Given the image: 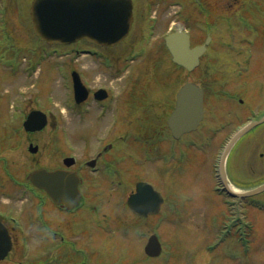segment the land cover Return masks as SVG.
Returning a JSON list of instances; mask_svg holds the SVG:
<instances>
[{
    "label": "rangeland",
    "instance_id": "obj_1",
    "mask_svg": "<svg viewBox=\"0 0 264 264\" xmlns=\"http://www.w3.org/2000/svg\"><path fill=\"white\" fill-rule=\"evenodd\" d=\"M232 1L221 0L223 20L212 31L215 39L203 58L202 66L189 73L175 67L169 55L154 51L132 67L136 81L131 91L124 96L121 79L112 80L114 75H118L116 71L105 69V47L99 48L88 43L63 47L61 54H88L82 51L93 48L96 53L92 51L90 54L104 55H82L78 59L56 61L47 59L45 62L32 59L29 60V67L37 73L29 78L21 70L17 75L0 67V208L8 209L10 213V207L13 206L19 211L18 216H15L17 222H8L10 226L17 224L15 248L0 264H74L75 261H68L71 252L67 243L73 239L76 230L74 216H45L52 229H58L65 235L67 246L66 243L61 244L59 240L62 237L58 235L54 237L55 241H48L51 244H46L47 248L44 249L46 245H43L45 242L41 243V226L33 225L39 218L37 204L26 200L24 203L13 201L7 197L1 199V194L15 190V180L26 182V176L33 170L40 167L54 168L61 164V157L68 150L86 148L84 139H89L90 147L112 141L115 145L112 155L115 158L120 154L125 156V161L119 164L124 170V187L118 189L115 186L114 189L110 181H105V193L102 194L105 197L102 198L105 200V233L99 227L103 223L102 216H93L90 240L85 235L74 234L79 245L90 246L92 264H134V261L136 264H264V210L259 212L256 207L253 209L239 202L237 205L224 206V200H234L223 194L220 196L215 190V160L222 154L233 131L240 123L264 112V0H251L250 6H246L251 7L253 19L258 21L254 23V30L250 25L244 26L243 20H240L245 13L238 12L239 7L226 11ZM171 2L173 6L169 5V12L173 14L175 25L185 23L193 34V44L203 43L209 28L207 25L203 28L206 19L199 6L190 0L189 9L186 8V11L176 16L174 12L180 8L176 4L177 0ZM199 2L213 3V0ZM225 18L233 19V22L229 23ZM15 20L16 16L12 21ZM20 26L12 29L16 31L17 38L23 39L24 26ZM75 48L80 52L72 53ZM250 58L254 60L252 63ZM205 63H210L214 75H202ZM57 64H60L59 72H56ZM73 69L81 74L83 82L91 90L108 85L117 94L118 104L113 103L114 98L111 102L113 106L119 105L122 113L120 123L111 119L115 118L114 115L105 120V101L98 103L90 98L83 108H77L70 76ZM219 77L227 81L223 89L231 92L237 89L245 94L247 89L242 83L248 80L251 89L247 95L250 98L248 103L241 106L224 97L216 99L218 103L212 97L207 99L206 120L202 129L180 143H175L176 147L173 146L179 161L186 159L180 164L173 163L170 174L166 175L163 171L159 175L156 168L157 175L152 176L155 166L148 163L141 165V161L148 155H144L143 151L137 152L142 146L139 142L133 145L136 142L134 137L151 134L146 136L151 139L148 144H143L153 149L160 163L156 151L157 148L166 150L169 147L165 140L166 135L169 136L166 121L174 109L179 87L187 81H195L218 90L215 83H224ZM208 80L210 83H207ZM258 92H262L263 96H254ZM32 109L48 113L49 123L42 131L29 134L24 130L22 122ZM84 112L86 114L82 115ZM62 132H68L66 141L60 135ZM106 134L110 136L96 141L98 135L105 138ZM248 137L247 141H239L227 160V175L231 184L242 188H251L264 182V137ZM120 140L122 142L119 145ZM153 141L157 148L156 145H150ZM186 141L194 142L195 146H182ZM30 142L39 146L34 154L28 150ZM67 143H72V146L67 147ZM79 144L82 146L76 147ZM92 154L93 150L89 157ZM139 176L151 179L167 198L161 213L144 220H138L125 206L126 198L134 189V182ZM255 198L264 200V192ZM241 211L248 216H236ZM245 222H249V228ZM152 233L160 235L164 246L162 256L155 259L144 252L146 241ZM241 233L249 239L246 251L237 243ZM215 240L223 241L217 246ZM55 246L58 250L54 252ZM237 246L238 250L235 249ZM122 256L124 260L119 262Z\"/></svg>",
    "mask_w": 264,
    "mask_h": 264
},
{
    "label": "flooded vegetation",
    "instance_id": "obj_2",
    "mask_svg": "<svg viewBox=\"0 0 264 264\" xmlns=\"http://www.w3.org/2000/svg\"><path fill=\"white\" fill-rule=\"evenodd\" d=\"M183 1V9H181L182 13L186 11V8L189 9L191 6L189 2L190 0ZM194 1L195 5L197 4L199 6L200 12L204 14L203 17L206 19L203 28L205 29L207 25L209 31H206L205 34H210L212 37H214L212 31H214V29L216 30V27L220 26L223 20L221 12V0H213V3L199 2V0ZM32 2L33 0H0V64L5 66L6 69H10L13 65L18 64V61L26 60L29 57L60 60L62 57L70 55L58 54L61 48L60 45L45 43L40 38L35 36L34 33H31L30 7ZM246 4V0H234L229 5H227L228 7L226 11H233V8L237 9V7H239V9H243ZM131 5L133 6L134 21L129 35L116 45H105V69H107V71H116L115 73L118 75H114L112 80H115L116 78L121 79L122 84L120 86L124 91L123 96L131 91L132 85L136 81V76L133 77L132 74V67L138 61L149 56L150 54H153L154 51H160L162 54H169L165 45V38L169 32L170 25L173 22V14L169 12V5L173 6V2H171V0H131ZM15 16L17 20L14 22L12 19ZM212 19L213 22L211 21ZM225 19L229 23L233 22V19ZM249 22H254V20H249ZM21 24L24 26L23 28L25 31V37L23 39L17 38L16 31L12 29V27H22L20 26ZM28 45H30V47H27ZM46 49L48 50L49 54H44ZM202 64L203 60L201 59L200 66H202ZM205 64V68L201 70L202 75H214L215 73L211 68L210 63ZM21 66H23V64H21ZM218 79L221 80V82H224L222 78L219 77ZM213 80L217 81L216 79ZM226 82L222 84L215 83L218 86V90H216L213 86L207 85L206 83L201 84L205 90V105L207 99L211 97L215 103H218V100L216 99H221V97H224L226 100L230 99L228 101L241 106H244L246 103H248L247 100H250V98H247V95L248 92H251L248 80L243 81L242 83L247 89V94H245L243 91L234 89L232 92L227 91L231 94L230 96H227L225 94L226 89H223ZM207 83H210V80H208ZM105 90L107 91V98L105 99V120L110 117V115H116L115 117L120 120L122 113L119 109V105L113 107L111 102L114 98L112 90L107 85L105 86ZM256 95L258 97L263 96L262 92H258L254 96ZM254 96L251 97L253 98ZM262 101H264L263 98ZM258 129L260 130L257 132ZM251 136L264 137V123L256 127L251 133ZM142 140L150 141L151 139L148 137H143ZM165 140L169 143V147L166 150L157 148L155 141H153L151 144V146L156 145L155 147L158 150L156 152H158V155L160 156V163L157 162V157L154 156L152 152L153 149L146 148L142 141L135 142V146L138 144L137 142H139L140 146H142L141 148H138L137 152L143 151L144 155L145 153L148 155L147 158L141 161V165L143 166L148 163L149 165L153 164L155 166L152 176L157 175L156 168L159 172V175H162L163 171L166 173V175H168L171 173L170 168L172 167L173 163L180 162L179 158L174 155L175 147H173V137H166ZM121 142L122 141L120 140L119 145ZM181 145L185 146L186 148L191 146L190 142L188 141ZM79 146L82 145L79 144L76 147ZM86 146L87 144L85 147ZM96 147L97 146L94 145V147H87L83 149L73 148L68 150V152H65L64 156L62 155L61 161L59 160L61 164H57V166L54 168L46 167L47 169L68 170L77 174L79 177L81 201L79 206L75 209H69L65 203L58 204L54 202L45 190L34 187L28 180L26 182H19L15 180L13 183V188H15V190H7V192H3L1 194V199L7 197L13 201L20 200L24 203L26 200L29 203L37 204L36 212L38 213L37 216H39L38 222L43 227L42 243L45 242L43 245L51 244L48 243V241H55V239L48 237L47 231L54 230L47 228L49 227V222H46L47 220L45 216H59L61 214L74 216L75 224L77 226L74 224L76 230L73 232V239L70 240V242H67V238L63 236L59 240L63 244L66 242L69 244L72 260L75 261L74 264H92V251L90 246L85 244L79 245L75 236L77 234L79 236L85 235L90 240L91 234L93 232V216H102L103 223L101 224L100 229L105 233V200H102V198H105L102 195L105 193V181H110V183L113 184L114 189L115 186L118 189H122L125 185V180L123 179L124 170L119 166L121 162L125 161V156L120 154V156L115 158V156L112 155L115 150V145L112 141L101 145L100 148ZM90 150H93L92 157H89V154H91ZM118 150L123 151L120 148H118ZM81 152L88 154L82 155ZM159 165L163 166L164 168L160 167ZM142 181L154 184L151 179L139 176L135 180L134 189H132V191L127 196L126 202L128 197L134 192L136 185ZM1 184L2 183H0V186ZM127 184L128 183L126 182V186ZM91 197L93 198L92 200H90ZM243 203L251 206V198L246 199ZM100 211H102V213ZM18 212L19 211H16L15 207L13 206L10 207V213L5 209L0 208L1 216H18ZM23 213L25 214L26 211ZM78 218L79 222H77ZM137 219L141 220L138 217ZM3 221L7 224L9 217ZM9 228L12 237L15 239L17 228L14 225L10 226ZM55 230L54 236H57V231L59 230ZM46 248L47 245L44 249ZM57 250L58 249L55 246L54 252Z\"/></svg>",
    "mask_w": 264,
    "mask_h": 264
},
{
    "label": "water",
    "instance_id": "obj_3",
    "mask_svg": "<svg viewBox=\"0 0 264 264\" xmlns=\"http://www.w3.org/2000/svg\"><path fill=\"white\" fill-rule=\"evenodd\" d=\"M106 2L109 6L105 5ZM121 2L124 1L121 0ZM115 9L121 13V16L118 15L120 21L122 13H125L123 24H115L114 20H117V16L115 19L111 17ZM32 15L34 29L38 35L48 41L61 43L86 38L93 43L105 45V42L109 41H105V35H110L112 31L117 30V38H122L130 26L129 9L124 4H113L110 0H36L32 7ZM208 42L209 39L206 43ZM167 46L173 55V60L188 70H192L199 64L200 56L206 51L205 44L192 48L189 35L183 31H176L169 35ZM75 83L77 89L82 92L84 88L77 75H75ZM203 114V90L194 83H186L177 95L176 108L168 121L175 137L195 130ZM257 123L259 121L249 124L237 134L228 146L226 154L238 138ZM25 124L27 130L40 129L45 124V116L39 112H33ZM30 179L36 186L45 189L56 202H65L69 207L77 205L80 198L79 177L75 172L39 169L30 175ZM262 190L264 185L238 195H252ZM162 202L161 194L153 186L139 183L136 192L129 198L128 204L136 213L146 215L159 210ZM152 239L157 242L156 249L159 250L157 238ZM11 247V237L0 223V259L8 254Z\"/></svg>",
    "mask_w": 264,
    "mask_h": 264
},
{
    "label": "bare ground",
    "instance_id": "obj_4",
    "mask_svg": "<svg viewBox=\"0 0 264 264\" xmlns=\"http://www.w3.org/2000/svg\"><path fill=\"white\" fill-rule=\"evenodd\" d=\"M225 159H226V158H225ZM235 187H236L235 189H237V190L239 189V187H237V186H235Z\"/></svg>",
    "mask_w": 264,
    "mask_h": 264
}]
</instances>
